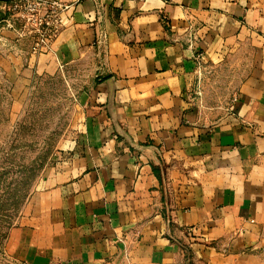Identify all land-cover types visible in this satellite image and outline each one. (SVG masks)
Instances as JSON below:
<instances>
[{"label":"crops","instance_id":"0c3cea01","mask_svg":"<svg viewBox=\"0 0 264 264\" xmlns=\"http://www.w3.org/2000/svg\"><path fill=\"white\" fill-rule=\"evenodd\" d=\"M11 1V108L56 76L79 112L0 264H264V0H58L71 9L40 53L7 26ZM233 61V96L209 103Z\"/></svg>","mask_w":264,"mask_h":264},{"label":"rangeland","instance_id":"374dc122","mask_svg":"<svg viewBox=\"0 0 264 264\" xmlns=\"http://www.w3.org/2000/svg\"><path fill=\"white\" fill-rule=\"evenodd\" d=\"M26 36L34 43L33 36ZM244 71L240 61L218 71L205 83L212 96L209 103H226ZM74 87L56 76L37 78L28 100L13 109L6 99L10 87L0 82V252L41 173L53 163L58 148L72 140L79 112ZM205 89L202 83L201 97Z\"/></svg>","mask_w":264,"mask_h":264},{"label":"built area","instance_id":"2783aa9c","mask_svg":"<svg viewBox=\"0 0 264 264\" xmlns=\"http://www.w3.org/2000/svg\"><path fill=\"white\" fill-rule=\"evenodd\" d=\"M70 9L71 6L58 0H13L7 5L11 18L7 26L14 28L15 24H19V35L33 36V50L40 53L49 48L63 29V16Z\"/></svg>","mask_w":264,"mask_h":264}]
</instances>
